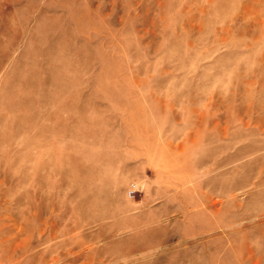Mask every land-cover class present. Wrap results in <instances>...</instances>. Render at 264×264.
Returning a JSON list of instances; mask_svg holds the SVG:
<instances>
[{"label":"rangeland","instance_id":"obj_1","mask_svg":"<svg viewBox=\"0 0 264 264\" xmlns=\"http://www.w3.org/2000/svg\"><path fill=\"white\" fill-rule=\"evenodd\" d=\"M0 264H264V0H0Z\"/></svg>","mask_w":264,"mask_h":264}]
</instances>
